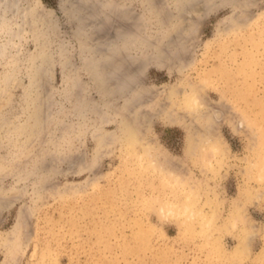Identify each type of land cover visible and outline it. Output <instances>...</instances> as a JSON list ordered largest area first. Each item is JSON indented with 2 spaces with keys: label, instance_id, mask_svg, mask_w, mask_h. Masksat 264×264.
<instances>
[{
  "label": "rangeland",
  "instance_id": "374dc122",
  "mask_svg": "<svg viewBox=\"0 0 264 264\" xmlns=\"http://www.w3.org/2000/svg\"><path fill=\"white\" fill-rule=\"evenodd\" d=\"M20 3L0 22V264H264V0ZM193 89L186 150L164 110ZM206 128L223 155L201 160Z\"/></svg>",
  "mask_w": 264,
  "mask_h": 264
},
{
  "label": "bare ground",
  "instance_id": "6f19581e",
  "mask_svg": "<svg viewBox=\"0 0 264 264\" xmlns=\"http://www.w3.org/2000/svg\"><path fill=\"white\" fill-rule=\"evenodd\" d=\"M20 0H0V18H1V21L0 22H8V20L10 19L9 18V14H21V11H20ZM107 8V7H106ZM87 10V9H86ZM85 11V10H84ZM86 12V11H85ZM24 13V12H23ZM106 13V12H105ZM104 13V14H105ZM99 16L103 17V14H98ZM15 16V15H14ZM13 16V17H14ZM17 16V15H16ZM97 19V18H96ZM13 20V19H12ZM18 20V19H17ZM99 20V19H98ZM97 20V22H99ZM101 20V19H100ZM2 24V25H5V24ZM16 24V23H15ZM103 25V23H100V25ZM7 25V24H6ZM88 25V24H87ZM99 25V26H100ZM98 26V25H97ZM97 26L94 27L97 29ZM93 27V26H92ZM102 27V26H101ZM124 27V26H123ZM122 29V28H121ZM124 30V29H122ZM121 30V31H122ZM126 31V30H125ZM130 31V30H129ZM129 33V32H128ZM111 43V42H110ZM104 44H105V40H104ZM106 44H109V43H106ZM110 46V44H109ZM105 48L107 49V47L105 46ZM4 51V47L3 46H0V53H2ZM109 52H110V48H109ZM106 54V53H105ZM113 54V53H112ZM97 55V54H96ZM95 55V56H96ZM105 56V55H104ZM104 58V57H103ZM102 58V59H103ZM100 59V61L102 60ZM105 60V58L103 59ZM107 60V59H106ZM105 60V61H106ZM110 62V60H109ZM104 63V62H103ZM99 65V64H98ZM113 74V73H112ZM126 75V74H125ZM122 77V76H121ZM129 79V78H128ZM205 82H202V84L204 85ZM121 85V84H120ZM125 85V84H124ZM206 85V84H205ZM208 85V84H207ZM122 86V85H121ZM184 89V88H183ZM174 94V93H173ZM199 93H197L196 89H193V90H189L187 93H184L182 94V97L180 98L179 102H178V106L176 109H167V110H164V115H165V119L167 120L168 123L170 124H174V125H177V126H180L182 128H184V130H186L187 132V138H186V143H187V149L186 150H189L192 148L193 146V139H194V131L191 129V127H193V124L189 122V117L190 116H197V112L199 111L201 105L200 103L202 104V101H200V97L198 95ZM214 111V110H213ZM218 112V111H217ZM216 112V113H217ZM216 113H213L212 114H216ZM199 114V113H198ZM219 114V113H218ZM217 115V114H216ZM195 116V117H196ZM194 121V120H192ZM202 122V120H201ZM203 123V122H202ZM200 126V125H199ZM209 130L211 131L210 127L208 126ZM198 129V128H197ZM201 129V128H200ZM202 130V129H201ZM209 130L206 128V134L203 135V140L202 143V152L200 153V155H195L197 156L198 158H201L204 156H206L207 152H210V153H213L215 154L216 156L220 157L223 155V145L221 143V139L214 135V134H210L209 133ZM199 138V137H198ZM197 144V143H195ZM189 152V151H188ZM145 156V155H144ZM194 156V155H193ZM196 158V157H195ZM194 160V159H193ZM202 160V158H201ZM196 162V161H195ZM151 167V165H149ZM155 167V166H154ZM149 168V167H148ZM159 168V167H158ZM163 172V171H162ZM161 172V173H162ZM170 174V173H169ZM175 174V173H174ZM187 174V173H186ZM165 175V174H164ZM167 175V174H166ZM172 175V174H171ZM166 180L168 181H175L177 182L178 184L184 182V180L181 178V176H178V175H173V176H164ZM163 177V178H164ZM167 177V178H166ZM164 179V181H165ZM189 178H187L188 180ZM192 180V179H191ZM190 180V181H191ZM186 181V179H185ZM195 181V179H194ZM193 181V182H194ZM193 182H191L192 184L190 185L191 188H190V192L188 193V200L191 199L192 197H194V195L198 192V189L196 188V184L193 185ZM168 183V182H167ZM189 182H187L186 184H188ZM174 184V183H173ZM180 186V185H179ZM186 186V185H185ZM186 189V188H185ZM185 191V190H184ZM202 192V191H201ZM199 199V198H198ZM186 201V200H184ZM238 203V202H236ZM194 204H195V200H193V202H188V204L186 205V209H188L187 211L189 213H194L196 209H194ZM239 205V204H238ZM176 206V205H175ZM182 207V206H181ZM189 207V208H188ZM200 208V207H199ZM235 208V207H233ZM174 209V208H173ZM184 209V208H182ZM176 210V209H174ZM173 210V211H174ZM177 211V210H176ZM187 212V213H188ZM204 212V211H203ZM188 213V214H189ZM233 214H237V216H239V218L242 216L241 215V208L240 207H236V210H234ZM193 215V214H191ZM241 215V216H240ZM186 216V215H185ZM188 216V215H187ZM190 215L188 216V219H189ZM197 217V216H196ZM200 217V216H199ZM235 217V218H236ZM187 218V217H186ZM191 220V219H190ZM197 220V219H196ZM234 220V219H233ZM188 221V220H187ZM191 221H195V220H191ZM235 221V220H234ZM233 223V222H231ZM234 224V223H233ZM256 226V225H255ZM246 228V227H245ZM249 229V228H248ZM247 231V230H246ZM251 234V233H250ZM245 241H244V237H241V240L239 241V244H243ZM240 247V245H239Z\"/></svg>",
  "mask_w": 264,
  "mask_h": 264
}]
</instances>
